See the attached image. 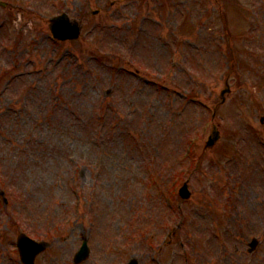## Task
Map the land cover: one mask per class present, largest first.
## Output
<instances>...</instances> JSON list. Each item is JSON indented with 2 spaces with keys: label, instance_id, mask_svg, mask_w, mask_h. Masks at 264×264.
I'll return each mask as SVG.
<instances>
[{
  "label": "rangeland",
  "instance_id": "1",
  "mask_svg": "<svg viewBox=\"0 0 264 264\" xmlns=\"http://www.w3.org/2000/svg\"><path fill=\"white\" fill-rule=\"evenodd\" d=\"M8 1L20 9L0 7L12 20L0 30V264H21L22 230L49 242L36 264H77L84 236L80 264H264V240L248 249L264 235V0ZM64 10L85 24L60 44L49 18ZM166 161L193 171L177 183L192 195L162 221L148 178Z\"/></svg>",
  "mask_w": 264,
  "mask_h": 264
},
{
  "label": "water",
  "instance_id": "2",
  "mask_svg": "<svg viewBox=\"0 0 264 264\" xmlns=\"http://www.w3.org/2000/svg\"><path fill=\"white\" fill-rule=\"evenodd\" d=\"M63 20V18H57L55 23L52 25V28L54 30V32L62 37H66V36H72L75 37L78 34V30L74 29L73 33H69L68 35H65V28L63 27V24L61 23V21ZM219 138V131L217 130V128H215L213 134L211 135L208 145L211 146L213 145L216 140ZM187 191H183V194H186ZM20 246L21 249L23 251V256L24 259L33 264L35 257L37 255V253H39L41 250H43L45 248V244L44 243H38L30 238H28L26 235L22 234L20 236ZM86 247V244L84 245V248ZM82 254H85V252H80L79 254H77V261H81L84 259L85 256H82ZM129 264H137L135 261H132Z\"/></svg>",
  "mask_w": 264,
  "mask_h": 264
}]
</instances>
